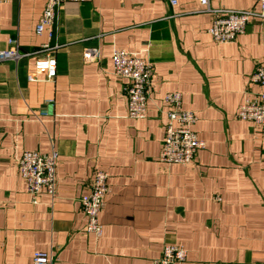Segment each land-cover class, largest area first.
<instances>
[{"label": "crops", "instance_id": "0c3cea01", "mask_svg": "<svg viewBox=\"0 0 264 264\" xmlns=\"http://www.w3.org/2000/svg\"><path fill=\"white\" fill-rule=\"evenodd\" d=\"M259 0H209L213 8L258 10ZM46 0L0 3V50L30 53L0 62V264H155L166 244L187 251L182 264H264V128L236 117L264 63V21L217 44L200 0H84L57 11L52 37L36 25ZM49 50L42 51L44 45ZM99 49L98 60L84 52ZM153 65L147 116H128L126 80L112 53ZM57 60L48 80L35 69ZM182 93L206 147L191 165L160 160L167 106ZM52 100V106L47 101ZM26 151L58 154L55 196L33 204L17 165ZM95 169L109 176L97 238L85 231L80 198Z\"/></svg>", "mask_w": 264, "mask_h": 264}, {"label": "built area", "instance_id": "2783aa9c", "mask_svg": "<svg viewBox=\"0 0 264 264\" xmlns=\"http://www.w3.org/2000/svg\"><path fill=\"white\" fill-rule=\"evenodd\" d=\"M9 0H0L5 3ZM84 0H46L44 12L36 25L37 35L48 32L52 37L56 22L57 11L66 3H79ZM174 7L177 0H167ZM203 6L202 12H209L212 25L209 32L217 44L236 40V37L244 32L253 19L264 21V0H259L258 10H232L213 8L209 0H200ZM11 47L0 50V62L7 60L19 62L30 53H21L18 45L10 42ZM49 45H44L42 51L49 50ZM99 49L91 47L84 52L87 62L98 60ZM114 73L124 80L125 97L127 100L128 116L133 119H143L147 116V103L151 94L153 79V65L145 58L129 53L126 50H114L112 53ZM35 69L44 72L48 80L57 76V60L54 56L45 54L35 62ZM250 81L264 86V63H260L251 75ZM52 106V100L47 101ZM164 103L167 106V121L165 136L160 153V160L169 164L191 165L194 163L198 150L206 147V142L197 138L193 131L197 116L194 112L183 109L182 93L171 92L165 95ZM236 117L240 120L253 122L264 128V92L255 96H246L239 105ZM58 154L53 151L50 154H41L37 151H26L16 162L20 176L24 179L31 202L38 204L42 192L55 196L56 168ZM91 186L88 192L80 198L81 208L86 215L85 231L97 238L101 237L103 227L99 221V215L105 206L109 192L107 173L100 169L93 172ZM187 251L183 246L166 244L163 247L160 258L155 264H182L186 260ZM33 264H53L52 253L35 252Z\"/></svg>", "mask_w": 264, "mask_h": 264}]
</instances>
